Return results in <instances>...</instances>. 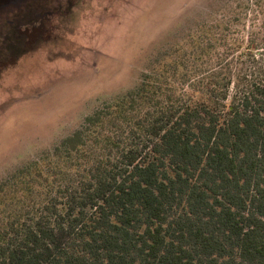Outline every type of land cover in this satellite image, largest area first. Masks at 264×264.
<instances>
[{
  "label": "trees",
  "instance_id": "1",
  "mask_svg": "<svg viewBox=\"0 0 264 264\" xmlns=\"http://www.w3.org/2000/svg\"><path fill=\"white\" fill-rule=\"evenodd\" d=\"M256 80L175 102L143 72L0 181V264H264Z\"/></svg>",
  "mask_w": 264,
  "mask_h": 264
},
{
  "label": "rangeland",
  "instance_id": "2",
  "mask_svg": "<svg viewBox=\"0 0 264 264\" xmlns=\"http://www.w3.org/2000/svg\"><path fill=\"white\" fill-rule=\"evenodd\" d=\"M143 72L175 102L262 78L264 0H1L0 181Z\"/></svg>",
  "mask_w": 264,
  "mask_h": 264
},
{
  "label": "flooded vegetation",
  "instance_id": "3",
  "mask_svg": "<svg viewBox=\"0 0 264 264\" xmlns=\"http://www.w3.org/2000/svg\"><path fill=\"white\" fill-rule=\"evenodd\" d=\"M1 1V0H0Z\"/></svg>",
  "mask_w": 264,
  "mask_h": 264
}]
</instances>
